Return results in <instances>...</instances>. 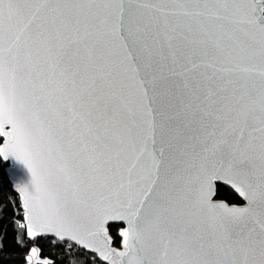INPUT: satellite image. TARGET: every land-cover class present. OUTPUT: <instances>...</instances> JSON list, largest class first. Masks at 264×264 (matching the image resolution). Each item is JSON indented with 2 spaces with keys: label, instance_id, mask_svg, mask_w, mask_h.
Here are the masks:
<instances>
[{
  "label": "snow or ice",
  "instance_id": "snow-or-ice-1",
  "mask_svg": "<svg viewBox=\"0 0 264 264\" xmlns=\"http://www.w3.org/2000/svg\"><path fill=\"white\" fill-rule=\"evenodd\" d=\"M8 161L34 244L264 264V0H0ZM217 181L242 203L214 200Z\"/></svg>",
  "mask_w": 264,
  "mask_h": 264
},
{
  "label": "trees",
  "instance_id": "trees-1",
  "mask_svg": "<svg viewBox=\"0 0 264 264\" xmlns=\"http://www.w3.org/2000/svg\"><path fill=\"white\" fill-rule=\"evenodd\" d=\"M7 165L0 163V264H27L26 257L30 255V248L38 246L41 249V259H50L53 264H104L92 255L69 242L63 244L55 239L40 238L38 242L29 241L26 230L18 227L24 223L23 211L18 196L13 191L6 170ZM217 199L229 204H241L239 198L228 188L218 186ZM121 226H111L110 235L114 245L120 247ZM19 241V242H18ZM55 241V243H53ZM33 264L35 262L33 261Z\"/></svg>",
  "mask_w": 264,
  "mask_h": 264
},
{
  "label": "water",
  "instance_id": "water-1",
  "mask_svg": "<svg viewBox=\"0 0 264 264\" xmlns=\"http://www.w3.org/2000/svg\"><path fill=\"white\" fill-rule=\"evenodd\" d=\"M4 164H6L8 167H7V170H6V173H7V176H8V179H9V182L11 183V185H12V188H13V191L17 194V196H18V198H19V201H20V205H21V209H22V211H23V206H22V201H21V199H20V197H19V194H18V192L15 190V184L16 183H18L19 182V179H21V177L19 176V170L18 169H14V167H13V164H12V162L11 161H8V162H3ZM14 171L17 173V176L14 178V176H13V173H14ZM218 186H224V187H226V188H228V189H230L238 198H239V200L241 201V203H242V200H241V198L238 196V194L234 191V189H232L231 188V186L230 185H228V184H225V183H223L222 181H217L216 183H215V195H214V200H216V201H221V202H225V201H222V200H219V199H217V188H218ZM227 203V202H226ZM229 204V203H228ZM230 205V204H229ZM237 205H239V204H237ZM24 222L26 223V221L24 220ZM111 226H121V227H126V224L124 223V222H122V221H110L109 222V225H108V228H110ZM109 235H110V231H109ZM111 236V235H110ZM45 237H47V238H52V239H55L56 240V238L54 237V236H45ZM122 239V238H121ZM58 241V240H57ZM60 242V241H59ZM67 242V241H66ZM69 243H71V242H69ZM76 246V245H75ZM77 247H79V246H77ZM113 247H115V248H117V250H122V244L120 245V247H117V246H115L114 245V242H113ZM80 248V247H79ZM80 249H82V248H80ZM82 250H84V251H86V252H88V253H90V254H92V255H95V254H93V253H91V252H89L88 250H86V249H82ZM96 256V255H95ZM98 259H99V257L98 256H96ZM100 260V259H99ZM101 261V260H100ZM102 263H104V264H107V262H103V261H101Z\"/></svg>",
  "mask_w": 264,
  "mask_h": 264
},
{
  "label": "bare ground",
  "instance_id": "bare-ground-1",
  "mask_svg": "<svg viewBox=\"0 0 264 264\" xmlns=\"http://www.w3.org/2000/svg\"><path fill=\"white\" fill-rule=\"evenodd\" d=\"M16 194V193H15ZM17 195V194H16ZM230 205H237V204H230ZM25 223V222H24ZM26 230V229H25ZM42 238H47V237H42ZM29 239V241H31L30 240V238H28ZM38 239H40V238H38ZM50 239H52V238H50ZM32 242V241H31Z\"/></svg>",
  "mask_w": 264,
  "mask_h": 264
}]
</instances>
